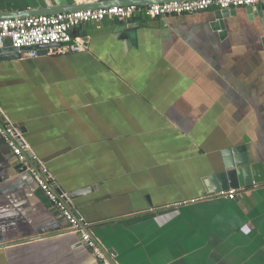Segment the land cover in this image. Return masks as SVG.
<instances>
[{
	"label": "crops",
	"instance_id": "0c3cea01",
	"mask_svg": "<svg viewBox=\"0 0 264 264\" xmlns=\"http://www.w3.org/2000/svg\"><path fill=\"white\" fill-rule=\"evenodd\" d=\"M253 11L227 16L224 36L215 9L90 23L73 33L80 52L0 61V107L61 191L87 190L74 204L117 264H264V185L230 200L204 183L229 148L264 164ZM19 166L0 137V264H101Z\"/></svg>",
	"mask_w": 264,
	"mask_h": 264
},
{
	"label": "built area",
	"instance_id": "2783aa9c",
	"mask_svg": "<svg viewBox=\"0 0 264 264\" xmlns=\"http://www.w3.org/2000/svg\"><path fill=\"white\" fill-rule=\"evenodd\" d=\"M264 7V0H195L151 6H116L96 10L76 11L53 16L0 20V49L7 39L22 57L36 58L37 50L22 52L23 48L57 45L47 50L49 55H64L83 50L80 38L73 33L84 25L106 20L129 21L140 15L156 19L172 15L195 14L209 9L231 12L246 8L255 11ZM0 137L8 146L13 160L26 168L40 190L69 228L80 235V245L87 247L101 264H117L115 255L107 251L89 232V222L74 204L72 197L59 189L47 164L37 157L26 142L20 127L10 121L0 107ZM224 195V194H223ZM235 200L236 190L225 193Z\"/></svg>",
	"mask_w": 264,
	"mask_h": 264
},
{
	"label": "water",
	"instance_id": "95a60500",
	"mask_svg": "<svg viewBox=\"0 0 264 264\" xmlns=\"http://www.w3.org/2000/svg\"><path fill=\"white\" fill-rule=\"evenodd\" d=\"M46 7L39 9H31L26 11L16 12H0V20L5 19H19L39 16H53L57 14L70 13L76 11L96 10L103 8H111L116 6H151L155 4L183 2V1H195V0H97L94 3H85L82 5H76L75 0L69 4L67 0H45ZM259 11L262 16L264 7ZM258 11V12H259ZM248 12L254 17L256 12L253 9H248ZM235 13V10L231 12L218 11L217 19L219 23L216 25L217 29L224 31L225 35V24L224 20L227 16ZM137 25L129 26V29L135 28ZM124 37L128 38V34L124 33ZM57 45L51 46H40L35 48H23L22 52H28L31 50H37L38 56L45 55L50 47H56ZM22 55L19 50L11 46V40L7 39L4 48L0 49V61L5 60H19ZM223 164L217 171L204 179V183L207 189V198L220 196L228 193L231 190H244L249 187L264 185V164L261 162H253L250 159L247 148L245 145L226 149L223 152ZM21 167V166H19ZM23 168V167H22ZM87 190L76 191L72 193V199H76L81 195L85 194Z\"/></svg>",
	"mask_w": 264,
	"mask_h": 264
}]
</instances>
